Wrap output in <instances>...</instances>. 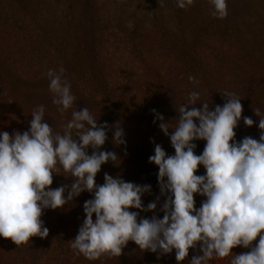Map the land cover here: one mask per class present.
<instances>
[{"label": "trees", "instance_id": "16d2710c", "mask_svg": "<svg viewBox=\"0 0 264 264\" xmlns=\"http://www.w3.org/2000/svg\"><path fill=\"white\" fill-rule=\"evenodd\" d=\"M109 1L68 0L65 13L61 10L56 16V5L32 11L28 0H11L29 18L26 23L21 22L25 17L20 23L16 19L0 23V132L29 130L31 113L40 105L54 134H62L72 112L84 107L98 125L119 122L126 144L114 145L112 132L107 133L100 150L113 151L119 159L101 166L96 184L102 185L107 173L150 185V193L142 196L143 205L146 208L158 196L159 203L154 213L139 212L138 219L154 214L162 218L165 197L160 196L158 168L149 157L155 144L168 155H174V149L159 130L160 122L153 123L152 110L174 127L191 92L200 94L195 107L208 103L210 110L223 106L222 93H234L243 106L236 142L246 136L259 140L260 117L254 110L264 116V0H226L224 19L210 14L209 0H193L185 9L177 7V0H117L115 7ZM60 68L75 97L73 107L63 114L52 102L47 76L50 69L59 72ZM189 76L198 83L190 82ZM244 117L254 124L246 127ZM193 143L196 155L202 154L205 142ZM196 174H205L203 166ZM67 175L62 170L57 173L51 188L70 185L72 178ZM91 198L93 194L85 191L61 209H45L41 220L49 234L44 239L32 237L16 246L0 237V264H177L174 250L167 255L142 251L131 241L119 257L90 261L77 254L69 242L85 219L84 202ZM204 199L194 196L197 209ZM248 250L236 247L232 253ZM201 254L197 245L180 264H189ZM230 259L213 258L207 264H229Z\"/></svg>", "mask_w": 264, "mask_h": 264}, {"label": "clouds", "instance_id": "9594fccd", "mask_svg": "<svg viewBox=\"0 0 264 264\" xmlns=\"http://www.w3.org/2000/svg\"><path fill=\"white\" fill-rule=\"evenodd\" d=\"M193 0H177L185 9ZM211 15L224 19L228 15L226 0H209ZM59 72L49 70V90L53 104L61 114L73 107L71 86ZM189 81L198 83L195 77ZM199 93L189 94V104L179 108L174 127L162 114L152 110L153 123L169 138L174 155L155 144L149 163L158 168L157 183L164 202L162 218H139V212H155L160 197L143 205L142 196L150 185L127 182L119 176L104 174V183L96 184L101 166L119 159L113 151H101L112 132V143L125 145L120 123L99 124L87 107L72 112L63 133H53L44 120V106L31 113L29 130L13 134L0 132V237L16 246L32 237L44 239L49 229L41 217L45 209H61L82 192L93 194L84 202L85 219L71 248L92 261L102 256L119 257L129 241L142 251L167 255L175 251L177 264L190 249L199 245L202 253L189 264H207L213 258L231 257L229 264H264V116L259 109V140L250 136L236 142V131L243 106L234 93H222L223 106L210 110L208 103L195 105ZM244 125L254 121L244 117ZM171 134L169 135V130ZM194 141H204L202 154L196 155ZM91 149V155L88 150ZM203 166L204 175H197ZM72 183L53 189L54 176L60 171ZM67 192V196L65 193ZM205 199L199 209L194 196ZM135 209L137 211H130ZM95 216V220H93ZM258 243L253 246V242ZM249 249L235 255L232 249Z\"/></svg>", "mask_w": 264, "mask_h": 264}, {"label": "rangeland", "instance_id": "374dc122", "mask_svg": "<svg viewBox=\"0 0 264 264\" xmlns=\"http://www.w3.org/2000/svg\"><path fill=\"white\" fill-rule=\"evenodd\" d=\"M68 0H28V3L31 4V10L34 11V9H43L45 7H48L49 5L55 6L58 9V13H56V16H60V11L65 7L64 5H67ZM109 3L112 7H115L119 4L117 0H110ZM30 10V9H29ZM41 11V10H40ZM63 13H65V8L62 10ZM28 14L27 12H20L19 8L12 4L11 0H0V23H11V20L16 19L20 23L27 21L28 16H23V14ZM18 23V24H19ZM114 63V62H113ZM120 69L124 70L125 68L122 66Z\"/></svg>", "mask_w": 264, "mask_h": 264}]
</instances>
